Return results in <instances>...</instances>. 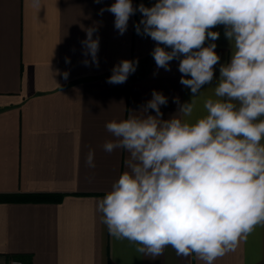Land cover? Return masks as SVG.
Segmentation results:
<instances>
[{"label":"crops","instance_id":"obj_1","mask_svg":"<svg viewBox=\"0 0 264 264\" xmlns=\"http://www.w3.org/2000/svg\"><path fill=\"white\" fill-rule=\"evenodd\" d=\"M115 0H0V262L3 264H205L196 254L178 256L170 246L153 259L136 251L137 245L109 234L97 201L111 191L126 170L127 153L103 149L112 139L105 124L126 119L130 110L162 92L168 104L162 119L178 109L173 103L190 101V89L180 84L178 61L171 71L157 69L151 55L155 42L137 35L131 16L119 35L113 14L100 9ZM151 7L155 0H132ZM99 25V66H85L81 41L85 28ZM215 51L220 61L214 79L194 97V123L207 115L208 98L216 99L219 68L231 57L224 26ZM209 43L206 41L205 46ZM66 58L70 63H66ZM134 74L123 84L107 83L111 69L122 59H136ZM69 73L65 79L63 72ZM152 115L155 113L149 110ZM136 115H143L137 113ZM264 143V140L261 141ZM94 150L95 167L85 163ZM58 194L60 200H4L7 194ZM20 259L21 263H12ZM214 264H264V225H257L234 251Z\"/></svg>","mask_w":264,"mask_h":264},{"label":"clouds","instance_id":"obj_2","mask_svg":"<svg viewBox=\"0 0 264 264\" xmlns=\"http://www.w3.org/2000/svg\"><path fill=\"white\" fill-rule=\"evenodd\" d=\"M32 6L41 9V0H32ZM105 11L113 14L119 35L131 16L141 14L136 34L155 42L151 55L157 69L171 71V62H179V82L190 89L191 99L181 103L174 97L177 112L165 120L161 106L168 97L153 90L139 111L105 124L112 139L104 151L128 155L126 170L97 201L102 223L111 236L127 239L153 259L170 246L178 256L194 253L214 264L264 225V0H155L151 7L115 0L99 14ZM218 25L232 51L220 65L216 99L204 101L207 115L194 123L177 118V113L191 117L193 98L213 82L220 33L211 29ZM98 28L94 23L84 29L85 66H99ZM138 64V58L120 60L106 82L125 83ZM62 75L67 79L69 73ZM94 156L90 149L85 161L90 168Z\"/></svg>","mask_w":264,"mask_h":264},{"label":"trees","instance_id":"obj_3","mask_svg":"<svg viewBox=\"0 0 264 264\" xmlns=\"http://www.w3.org/2000/svg\"><path fill=\"white\" fill-rule=\"evenodd\" d=\"M62 195L58 194H7L1 196L4 200H60Z\"/></svg>","mask_w":264,"mask_h":264},{"label":"built area","instance_id":"obj_4","mask_svg":"<svg viewBox=\"0 0 264 264\" xmlns=\"http://www.w3.org/2000/svg\"><path fill=\"white\" fill-rule=\"evenodd\" d=\"M12 263H21L22 261L20 259H12L11 260ZM0 264H3L0 262Z\"/></svg>","mask_w":264,"mask_h":264}]
</instances>
